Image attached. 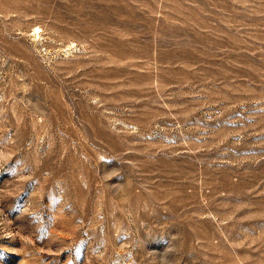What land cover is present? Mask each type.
<instances>
[{
	"label": "rangeland",
	"instance_id": "rangeland-1",
	"mask_svg": "<svg viewBox=\"0 0 264 264\" xmlns=\"http://www.w3.org/2000/svg\"><path fill=\"white\" fill-rule=\"evenodd\" d=\"M0 264H264V0H0Z\"/></svg>",
	"mask_w": 264,
	"mask_h": 264
}]
</instances>
